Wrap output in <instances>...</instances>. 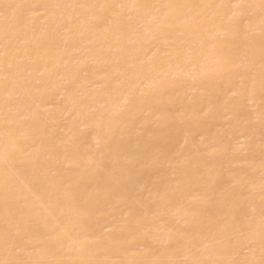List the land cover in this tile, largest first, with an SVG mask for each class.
<instances>
[{
    "label": "bare ground",
    "instance_id": "obj_1",
    "mask_svg": "<svg viewBox=\"0 0 264 264\" xmlns=\"http://www.w3.org/2000/svg\"><path fill=\"white\" fill-rule=\"evenodd\" d=\"M0 264H264V0H0Z\"/></svg>",
    "mask_w": 264,
    "mask_h": 264
},
{
    "label": "rangeland",
    "instance_id": "obj_2",
    "mask_svg": "<svg viewBox=\"0 0 264 264\" xmlns=\"http://www.w3.org/2000/svg\"><path fill=\"white\" fill-rule=\"evenodd\" d=\"M37 9H39L38 7H36ZM258 41L257 42H259V38L257 39ZM254 42V41H253ZM256 41L254 42V43H257ZM165 111V110H164ZM218 125H219V123H217ZM215 125H216V123H215ZM215 127V126H214ZM204 132V131H203ZM199 133H202V129H201V131L199 130L198 132H197V134H199ZM233 138V137H232ZM232 138H230L231 140H233Z\"/></svg>",
    "mask_w": 264,
    "mask_h": 264
}]
</instances>
